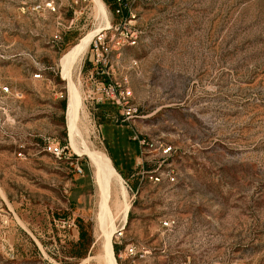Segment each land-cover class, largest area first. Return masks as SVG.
I'll use <instances>...</instances> for the list:
<instances>
[{"label": "rangeland", "instance_id": "obj_1", "mask_svg": "<svg viewBox=\"0 0 264 264\" xmlns=\"http://www.w3.org/2000/svg\"><path fill=\"white\" fill-rule=\"evenodd\" d=\"M100 1L0 0V83L23 95L0 99V208L18 218L8 233L13 264H98L90 152L107 158L131 205L109 236L116 264H264V0H134L123 18L135 17L137 44L112 55L110 76L131 92L129 121L96 103L88 47L67 79L60 74L75 44L119 24L114 4ZM70 82L84 106L75 146ZM47 141L70 159L44 153ZM110 153L145 174L130 179Z\"/></svg>", "mask_w": 264, "mask_h": 264}, {"label": "built area", "instance_id": "obj_2", "mask_svg": "<svg viewBox=\"0 0 264 264\" xmlns=\"http://www.w3.org/2000/svg\"><path fill=\"white\" fill-rule=\"evenodd\" d=\"M134 0H115L114 1V13L117 17L120 18V22L114 28L110 27L109 30L104 31L102 34L93 38L89 45L90 56L89 63L91 69L86 74V81L90 84L91 90L94 93V99L98 104H108L121 108V115L124 118V121H129L136 117V109L133 106L129 105V100L131 97V92L129 89L119 86H115L110 81V76L112 75V66H111V57L114 53H118L125 47H134L137 44V34L130 29L131 23H134L135 17L128 16L123 18V13L130 14V5ZM41 5L35 6L32 10L37 11L42 9ZM44 9H48L51 12H55V9L51 4H46ZM125 27H128L127 29ZM123 29L119 33L120 29ZM1 34V27H0ZM0 59H5V56L0 55ZM136 66V63H133ZM100 78L107 79L106 81H100ZM32 78L35 80L41 79V70H38L37 73L32 75ZM23 95L17 89L6 86L0 83V99L10 100L14 103L19 102L22 99ZM144 144V142H140ZM67 148L58 143H53L47 141L43 145V152L51 156L56 160H69L70 155L67 153ZM171 148H164L163 154H169ZM20 157L21 154L19 153ZM140 165V163H139ZM75 172L77 174H82L80 168L75 167ZM167 181L174 182V178L167 174ZM149 180L153 183L161 182L160 176L150 175ZM0 214L5 217V220L2 222L3 229L1 230V245H0V264H13L15 261V248L12 243L8 241V233L10 221L16 222L18 220L16 214L4 215L3 209L0 208ZM172 222H164V227H170ZM127 256L135 257L137 252L131 246L126 248Z\"/></svg>", "mask_w": 264, "mask_h": 264}, {"label": "bare ground", "instance_id": "obj_3", "mask_svg": "<svg viewBox=\"0 0 264 264\" xmlns=\"http://www.w3.org/2000/svg\"><path fill=\"white\" fill-rule=\"evenodd\" d=\"M94 5H97V3H94ZM103 32L96 34L94 37ZM90 43L86 40L82 44L75 46L61 59L60 74L63 80L67 79L72 66L80 59L79 56L86 48H89ZM74 83L75 82H73V84ZM73 84L70 82L67 89L66 123L71 132V145L75 146L74 132L77 130V122L79 119L78 112L83 111L84 106L76 89L78 87H75ZM88 157L95 172L96 222L101 229V242L99 245L101 254L97 258V262L98 264H116L109 236L115 232L113 227L114 222L118 221L119 224H124L126 222L127 214L131 207L130 201L128 202V194L107 158L99 153L93 152H90Z\"/></svg>", "mask_w": 264, "mask_h": 264}, {"label": "crops", "instance_id": "obj_4", "mask_svg": "<svg viewBox=\"0 0 264 264\" xmlns=\"http://www.w3.org/2000/svg\"><path fill=\"white\" fill-rule=\"evenodd\" d=\"M68 33L69 32H63V34H59V36H54L55 38V40H56V42L58 43V44H60V43H64L65 41H66V38H67V35H68ZM79 43V42H78ZM77 43V44H78ZM77 44H75V45H77ZM74 45V46H75ZM73 46V47H74ZM72 47V48H73ZM60 60V59H59ZM133 140V139H132ZM133 145L135 146V147H137V152H135L134 154H133V156H134V158H136L137 157V153L139 152L140 153V148L138 147V146H136V143H133ZM111 149H114V147H112ZM109 156L111 157V159H112V161H113V163L116 165V167L118 168V169H120L121 171L123 170V168H124V171H126L127 173H128V177L130 178V179H132V178H134L135 176H138V175H141V174H145V172L144 173H135V174H133L132 172H130V170L126 167L127 166V163L125 162V160L126 159H124V158H122V157H120L119 155L117 156V155H115V156H113V154L112 153H110L109 154ZM133 168H130V169H132V170H135L137 167H139V162H138V159H135L134 160V162H133ZM5 220V217L2 215V214H0V232H1V230L3 229V227H2V222ZM9 231H10V229H9ZM1 240H2V237H1V233H0V245H1ZM8 241L10 242V243H12L11 242V240H9V238H8ZM13 244V243H12ZM14 245V244H13ZM14 248H15V246H14Z\"/></svg>", "mask_w": 264, "mask_h": 264}, {"label": "trees", "instance_id": "obj_5", "mask_svg": "<svg viewBox=\"0 0 264 264\" xmlns=\"http://www.w3.org/2000/svg\"><path fill=\"white\" fill-rule=\"evenodd\" d=\"M105 1H109V2H112V3L114 4V1H115V0H105ZM109 158L111 159L110 156H109ZM111 162H112L114 168H116V165L113 163L112 159H111ZM83 236H84L83 232L80 231V234H79V240H80V241L83 239Z\"/></svg>", "mask_w": 264, "mask_h": 264}]
</instances>
